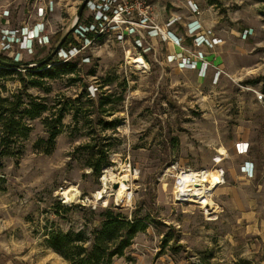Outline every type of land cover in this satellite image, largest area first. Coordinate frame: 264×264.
<instances>
[{
    "label": "rangeland",
    "instance_id": "rangeland-1",
    "mask_svg": "<svg viewBox=\"0 0 264 264\" xmlns=\"http://www.w3.org/2000/svg\"><path fill=\"white\" fill-rule=\"evenodd\" d=\"M54 2L42 16L37 6L48 0H0V53L29 64L46 57L82 1ZM152 2L161 25L171 14L190 16L185 0ZM199 3L205 22L214 19L209 28L221 40L214 47L194 45L177 23L184 49L156 38L143 52L128 40L100 38L74 56L56 52L42 68L53 69L52 77L21 67L0 80L1 95L47 106L25 117L28 135L0 155V264H70L47 246L49 232L83 229L91 237L106 207L146 222L112 264H264V0ZM35 27L48 43L33 39L24 48L23 33ZM126 51L147 67L135 66ZM180 51L210 56V65L205 72L183 66ZM60 112V132L44 152L46 121ZM240 140L249 142L245 153L236 149ZM98 148L107 150V163L96 171L89 163ZM246 160L253 161L251 174L241 171ZM123 166L130 197L118 201L114 184ZM201 168L222 169L208 207L175 201L176 175ZM66 192L74 197L66 200Z\"/></svg>",
    "mask_w": 264,
    "mask_h": 264
},
{
    "label": "built area",
    "instance_id": "built-area-1",
    "mask_svg": "<svg viewBox=\"0 0 264 264\" xmlns=\"http://www.w3.org/2000/svg\"><path fill=\"white\" fill-rule=\"evenodd\" d=\"M199 2L200 0H185V6L190 13L187 20H184L179 14H171L161 25L158 22V13L154 9L152 0H86L82 11L84 13L80 16L82 20H77L71 31L70 45L67 47L61 46L57 50V55L64 58L74 56L82 47H85L86 43L106 37L122 43L128 40L134 48H139L143 52L154 48L152 41L156 38L163 41V44L171 43L175 47L184 49L183 41L185 38L182 34L176 32L177 23L184 25L194 45L202 44L213 47L221 40L213 34L211 28L203 25L202 19H200L201 7ZM54 4V0H48L45 5L40 3L37 6V13L43 16L54 8ZM36 31L29 36L26 35V32L23 33L24 39L21 40V43L24 41V48H30L33 39H36L35 42L37 41L41 45L48 43L50 38L46 34ZM249 32V30H244L243 37ZM9 36L7 32L3 33L2 49L9 46L10 43L7 41ZM181 51L178 53L180 54L179 62L183 66L190 65L192 68H199L200 71L205 72L210 65L202 54L183 55ZM257 96L262 98L263 94L259 93ZM236 149L240 153H245L248 150V144L245 143L242 146L236 143ZM214 160L216 161L215 158ZM246 163L249 162H245L241 169L251 174L252 169H247ZM220 171L222 173V169ZM182 192L179 191L180 196H178V199L173 193L175 201H180V198L187 194V191Z\"/></svg>",
    "mask_w": 264,
    "mask_h": 264
},
{
    "label": "trees",
    "instance_id": "trees-1",
    "mask_svg": "<svg viewBox=\"0 0 264 264\" xmlns=\"http://www.w3.org/2000/svg\"><path fill=\"white\" fill-rule=\"evenodd\" d=\"M57 35L59 40L62 34L58 33ZM70 38L69 33L62 46H66L71 40ZM0 58L15 61L1 53ZM35 61H39V59H34L33 62ZM52 61L55 60L50 62ZM27 63L29 62H23L24 68L30 69V74L51 77L55 75L53 69H42L46 64L28 67ZM68 63L65 62V64ZM36 69L41 70L37 71ZM11 70L16 69L5 68L0 64V80L7 72H12ZM18 71L20 73V70ZM29 98L26 102L18 93L3 96L0 92V155L12 154V144L28 135L30 128L25 117H37L47 109L45 103ZM62 116L63 114L60 112L55 119L46 121L48 137L45 140L44 152H49L54 146L55 137L60 132L57 125ZM41 141L43 140L36 142L38 149H42L40 148ZM95 154L98 156L96 160L89 163V166L93 170L99 171L101 166L107 163V150L98 148ZM145 228L146 222L143 219L128 218L121 212L114 211L112 207H106L101 212L99 225L91 229V237L86 236L83 229L78 231L53 229L46 238V244L68 260L70 264H112L113 257L122 255L124 249L131 244L134 235Z\"/></svg>",
    "mask_w": 264,
    "mask_h": 264
},
{
    "label": "bare ground",
    "instance_id": "bare-ground-1",
    "mask_svg": "<svg viewBox=\"0 0 264 264\" xmlns=\"http://www.w3.org/2000/svg\"><path fill=\"white\" fill-rule=\"evenodd\" d=\"M39 27H35L34 30H38ZM126 56L129 58V61L132 62L135 66L138 68L140 67H147V64L144 60V58L141 55L138 56H132L130 55L129 51H126ZM223 149H219L220 153H223ZM221 158L220 156H217L216 160L219 161ZM123 170L125 171L124 174L120 175L117 178L118 186L114 190V194L116 199L119 200H126L130 197V191H128V166H123ZM112 178V176L110 177ZM106 177L103 176V180H105ZM223 182V175L221 172L216 169H208V168H201V169H191L187 171H181L177 174V179L175 182V189L174 193L178 199V196H180L179 191L186 192L185 196H182L180 198L181 202L186 201H195L201 204L203 207H208L209 200L207 196V192L215 187L216 185ZM105 183V182H104ZM104 188V187H103ZM182 192V193H183ZM102 195V191H97L96 196L100 197ZM76 196V195H75ZM74 197V193H65V199L68 200L70 198Z\"/></svg>",
    "mask_w": 264,
    "mask_h": 264
},
{
    "label": "water",
    "instance_id": "water-1",
    "mask_svg": "<svg viewBox=\"0 0 264 264\" xmlns=\"http://www.w3.org/2000/svg\"><path fill=\"white\" fill-rule=\"evenodd\" d=\"M85 2H86V0H83L79 4L78 9L76 11V14L74 16V19H73L70 27L62 35V37L60 38V40L58 41V43L55 45V47L53 48V50L46 57L42 58L41 60L35 61V62H31L33 64L27 63V66L28 67L41 66L43 64H48L50 62V60L53 57V55H55L56 52H57V50L62 46V43L64 42V40L67 37V35L72 31L75 23L79 19L80 15H81L84 7H85ZM0 64L3 65L5 68H11V69H21V67H24L25 66V64H23L21 62L4 60L2 58H0ZM25 69H27V68H25ZM117 186H118V182H115L114 187L116 188Z\"/></svg>",
    "mask_w": 264,
    "mask_h": 264
},
{
    "label": "crops",
    "instance_id": "crops-1",
    "mask_svg": "<svg viewBox=\"0 0 264 264\" xmlns=\"http://www.w3.org/2000/svg\"><path fill=\"white\" fill-rule=\"evenodd\" d=\"M203 16H202V12L200 13V19H202V22H203V25L205 26V27H211L212 28V24H213V22H214V19H213V17H211V18H208L207 20H206V22H205V19L204 18H202ZM165 46L167 47V49H174V45L173 44H171V43H168V44H165ZM214 47V46H213ZM210 58V56H206V60L208 61V60H210L209 59ZM217 59V58H216ZM210 62V61H209ZM237 143H239L240 145H242V146H244V144L245 143H249L247 140H240V141H238ZM240 153V152H239ZM245 162H249V163H246V168L247 169H253V166H254V164H253V161H251V160H246V161H244L242 164H244ZM250 162H252L251 164H250ZM242 164H241V166H242ZM241 171H243L242 169H241Z\"/></svg>",
    "mask_w": 264,
    "mask_h": 264
}]
</instances>
